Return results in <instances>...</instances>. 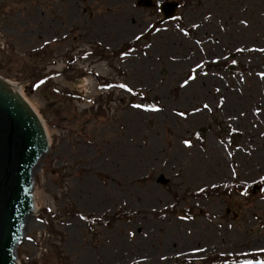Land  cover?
Masks as SVG:
<instances>
[{
  "label": "rangeland",
  "instance_id": "obj_1",
  "mask_svg": "<svg viewBox=\"0 0 264 264\" xmlns=\"http://www.w3.org/2000/svg\"><path fill=\"white\" fill-rule=\"evenodd\" d=\"M138 1L0 0V76L25 90L50 143L19 264L264 251V190L196 194L264 177V0H175L167 21L157 4L171 0ZM75 211L130 214L88 230Z\"/></svg>",
  "mask_w": 264,
  "mask_h": 264
},
{
  "label": "water",
  "instance_id": "obj_2",
  "mask_svg": "<svg viewBox=\"0 0 264 264\" xmlns=\"http://www.w3.org/2000/svg\"><path fill=\"white\" fill-rule=\"evenodd\" d=\"M177 5H159L164 19ZM16 90L17 85L0 77V264H18L16 246L34 209L33 173L49 148L42 120Z\"/></svg>",
  "mask_w": 264,
  "mask_h": 264
},
{
  "label": "trees",
  "instance_id": "obj_3",
  "mask_svg": "<svg viewBox=\"0 0 264 264\" xmlns=\"http://www.w3.org/2000/svg\"><path fill=\"white\" fill-rule=\"evenodd\" d=\"M133 47V45H127L123 51L124 52H121L120 54L122 55L123 53H125L128 49H131ZM222 66H226V63L223 62V65ZM52 74L48 75V76H40L38 77L37 79L39 80H42L44 78H48L50 79V76ZM109 83V82H107ZM113 83V82H111ZM106 85V83H105ZM25 92V90H23ZM129 92H130V97L133 98V99H137V98H140L144 103H146L147 105H152V102L150 100H148L146 98V96L135 90V89H129ZM214 122H215V125L218 126L219 128V122H217L215 119H214ZM203 132H204V128H200L196 133L199 134L200 136L203 135ZM228 135L230 137L232 136H236V132L235 131H231L229 130L228 131ZM262 186H264V180H260L259 182ZM244 186L243 183H237V182H234L232 183L231 185L229 186H226L224 188H213L209 191H206V189H203V190H200L198 192H196V194H202V193H206V192H211V193H217V194H220V195H223L224 194H231V190L234 189V188H237V187H242ZM173 208V206L171 207ZM46 213H48V215H51V216H54L55 218H58L66 213H64L63 211H49L48 209H46L45 211ZM71 212L73 213V210H71ZM75 213L80 216L82 218V220L84 221L86 227L88 228V230H91L92 228L94 229V227L96 225H108L110 224L111 222L115 221V220H118L119 218H122V217H127L129 216L128 214L130 213H127V212H119V213H116L115 215H112V216H95L93 214H85V213H82V212H78V211H75ZM49 218V217H48ZM48 218H47V222H48ZM258 258H264V253H253V254H245V255H240V256H237V257H231V256H215V257H211V258H208L204 261L201 262V264H219V263H232V262H246V261H249V260H253V259H258ZM181 264H188V263H181Z\"/></svg>",
  "mask_w": 264,
  "mask_h": 264
},
{
  "label": "snow or ice",
  "instance_id": "obj_4",
  "mask_svg": "<svg viewBox=\"0 0 264 264\" xmlns=\"http://www.w3.org/2000/svg\"><path fill=\"white\" fill-rule=\"evenodd\" d=\"M243 23V22H242ZM233 63H235V61H233ZM189 79H192V77H189ZM119 87L121 88H125V85L121 84L119 85ZM134 107H139L138 105H134ZM153 111H155L156 109H152ZM186 146H187V142H185ZM262 180H264V177L261 178ZM83 218V217H82ZM131 235V234H130ZM259 264V262H258Z\"/></svg>",
  "mask_w": 264,
  "mask_h": 264
},
{
  "label": "bare ground",
  "instance_id": "obj_5",
  "mask_svg": "<svg viewBox=\"0 0 264 264\" xmlns=\"http://www.w3.org/2000/svg\"><path fill=\"white\" fill-rule=\"evenodd\" d=\"M11 83H13V82H11ZM33 212H36V204H34Z\"/></svg>",
  "mask_w": 264,
  "mask_h": 264
}]
</instances>
